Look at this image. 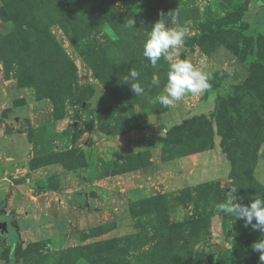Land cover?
I'll return each mask as SVG.
<instances>
[{
    "label": "rangeland",
    "instance_id": "rangeland-1",
    "mask_svg": "<svg viewBox=\"0 0 264 264\" xmlns=\"http://www.w3.org/2000/svg\"><path fill=\"white\" fill-rule=\"evenodd\" d=\"M161 13L187 28L171 62L210 77L168 107L170 62L143 55ZM233 188L264 196V0H0V217L17 226L0 264H264L261 232L216 212Z\"/></svg>",
    "mask_w": 264,
    "mask_h": 264
},
{
    "label": "clouds",
    "instance_id": "clouds-1",
    "mask_svg": "<svg viewBox=\"0 0 264 264\" xmlns=\"http://www.w3.org/2000/svg\"><path fill=\"white\" fill-rule=\"evenodd\" d=\"M176 11L168 14L172 18L176 16ZM168 20L165 14L161 13V18L154 23L151 31L147 34L144 45L143 55L148 59L153 67H156L158 61L163 57L169 61L167 72V83L164 92L158 96V102L164 107H168L174 101L181 100L187 94H199L209 88V76L202 69H197L193 63L187 59L173 61L170 53L171 49H176L184 43L187 35V28L180 26L177 28L168 27ZM125 26L134 29L135 21L133 18L125 22ZM124 82L129 84L135 96L144 94L145 89L140 80V73L130 68L124 76ZM154 85L158 81L153 80ZM237 189H231L226 199L218 203L216 212L221 215L235 217L236 220L243 219L244 226H251L253 230H259L261 237L251 245V248L260 254V260L264 261V196H257L251 199L249 204L242 202L243 198L233 195ZM255 220V223L253 221Z\"/></svg>",
    "mask_w": 264,
    "mask_h": 264
},
{
    "label": "trees",
    "instance_id": "trees-1",
    "mask_svg": "<svg viewBox=\"0 0 264 264\" xmlns=\"http://www.w3.org/2000/svg\"><path fill=\"white\" fill-rule=\"evenodd\" d=\"M252 44L253 45H255L256 46V44H255V42L253 41L252 42ZM255 46L253 47V50L252 51H250L249 52V54L252 56L253 55V59H256V48H255ZM255 48V49H254ZM251 58V59H252ZM247 59V58H246ZM245 59V60H246ZM243 60V59H242ZM250 61L247 63L248 65H250ZM99 79H100V81L102 82V81H104V79L101 77V76H99ZM219 98H222L221 96H220V94L219 93H216V96H215V100L216 101H218L219 100ZM211 135H212V133H211ZM213 137V136H212ZM213 142V140H211V143ZM206 148V147H205ZM205 148H203V149H205ZM201 151V150H200ZM194 152V151H193ZM193 152H191V153H193ZM196 152V151H195ZM186 155V154H185ZM5 206V202L3 201V202H1V204H0V210L1 209H3V207ZM3 213H4V211H3ZM14 213H12L11 215H10V217L9 218H12V215H13ZM14 228H16L17 229V226H16V224L14 223V226H13ZM21 242V239H20V237H19V243ZM14 253H15V255H16V248H15V250H14ZM15 255H14V258H15V261L17 262V258L15 257ZM2 264H10V263H8V257H7V259L2 263ZM16 264H18V262L16 263Z\"/></svg>",
    "mask_w": 264,
    "mask_h": 264
},
{
    "label": "flooded vegetation",
    "instance_id": "flooded-vegetation-1",
    "mask_svg": "<svg viewBox=\"0 0 264 264\" xmlns=\"http://www.w3.org/2000/svg\"><path fill=\"white\" fill-rule=\"evenodd\" d=\"M0 221L7 222V231L3 232V234L0 233V238L3 241V237H5L6 240L4 241V243H6L8 245V247H10V245L8 243V239H7V233L9 231V226H14V222H13L12 218L2 219L1 217H0Z\"/></svg>",
    "mask_w": 264,
    "mask_h": 264
},
{
    "label": "water",
    "instance_id": "water-1",
    "mask_svg": "<svg viewBox=\"0 0 264 264\" xmlns=\"http://www.w3.org/2000/svg\"><path fill=\"white\" fill-rule=\"evenodd\" d=\"M7 231V222L0 221V233L3 234V232ZM5 240V239H4ZM219 249L218 247H214V251L217 252Z\"/></svg>",
    "mask_w": 264,
    "mask_h": 264
},
{
    "label": "crops",
    "instance_id": "crops-1",
    "mask_svg": "<svg viewBox=\"0 0 264 264\" xmlns=\"http://www.w3.org/2000/svg\"><path fill=\"white\" fill-rule=\"evenodd\" d=\"M218 148H219V147H218ZM202 153H204V152H195V153H192V154H189V155H193V156L195 155V156H196V155H200V154H202ZM189 155H188V156H189ZM178 159H179V160H184V157H181V158H178ZM160 168H163V166L160 165ZM156 170H159V167H158ZM82 201H83V202H82V205H84V199H82Z\"/></svg>",
    "mask_w": 264,
    "mask_h": 264
}]
</instances>
